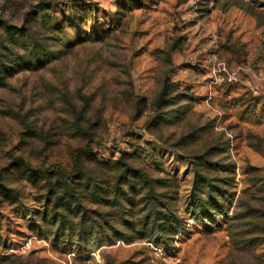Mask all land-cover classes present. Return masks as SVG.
<instances>
[{
    "label": "rangeland",
    "instance_id": "374dc122",
    "mask_svg": "<svg viewBox=\"0 0 264 264\" xmlns=\"http://www.w3.org/2000/svg\"><path fill=\"white\" fill-rule=\"evenodd\" d=\"M0 264H264V0H0Z\"/></svg>",
    "mask_w": 264,
    "mask_h": 264
},
{
    "label": "built area",
    "instance_id": "2783aa9c",
    "mask_svg": "<svg viewBox=\"0 0 264 264\" xmlns=\"http://www.w3.org/2000/svg\"><path fill=\"white\" fill-rule=\"evenodd\" d=\"M211 72L213 75L211 84L222 83L225 79L227 81H231L235 75L234 73L228 74L225 65L218 61L216 57L213 58V67ZM224 74H226V76H224Z\"/></svg>",
    "mask_w": 264,
    "mask_h": 264
},
{
    "label": "trees",
    "instance_id": "16d2710c",
    "mask_svg": "<svg viewBox=\"0 0 264 264\" xmlns=\"http://www.w3.org/2000/svg\"><path fill=\"white\" fill-rule=\"evenodd\" d=\"M70 229H71V226H68V232L69 233L67 234L65 240H63V239L58 240L57 239L59 244L67 246L71 242V237H72V234H74V232L71 231ZM64 230H65V227L63 226V223L60 222L59 225H58V232L61 233V236L64 235ZM59 233H57V234H59ZM78 233L79 234H77L76 241H77L78 246H80V245H82V242L85 241L84 240L85 239V234H82V230H80Z\"/></svg>",
    "mask_w": 264,
    "mask_h": 264
}]
</instances>
